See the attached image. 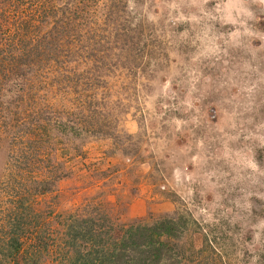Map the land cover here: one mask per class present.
Masks as SVG:
<instances>
[{
  "label": "rangeland",
  "instance_id": "1",
  "mask_svg": "<svg viewBox=\"0 0 264 264\" xmlns=\"http://www.w3.org/2000/svg\"><path fill=\"white\" fill-rule=\"evenodd\" d=\"M111 1L88 0L81 64H67L73 86L56 68L36 89L39 110L56 103L58 119L37 123L45 132L28 144L30 170L16 172L10 150L20 152L0 136V223L24 190L58 175L32 199L38 242L82 218L118 229L170 217L181 233L172 243L191 262L264 264V0H123L142 54L132 77L106 54ZM85 64L102 68L96 92L108 94L70 126L62 109L95 95L79 88ZM27 128L19 134L32 140ZM61 248L55 241L44 264H59Z\"/></svg>",
  "mask_w": 264,
  "mask_h": 264
},
{
  "label": "trees",
  "instance_id": "2",
  "mask_svg": "<svg viewBox=\"0 0 264 264\" xmlns=\"http://www.w3.org/2000/svg\"><path fill=\"white\" fill-rule=\"evenodd\" d=\"M93 1L96 4L101 0ZM122 1H111V7L104 4L106 12L101 23L104 30H108L105 40L111 39L106 54L114 55L123 65L127 63L126 74L132 77L142 54L140 41L133 35L136 23L125 11L126 4ZM88 3V0H0V136L6 134L8 145L15 146L20 152L17 154L11 149L9 157L18 163V174L30 170L37 159V153L31 152L28 144L39 143V138L44 135V127L37 124L43 120L42 115L46 114L47 122L58 119L56 103L51 105L44 101L46 107L39 110L36 99L40 97L36 89H43L45 79L52 71L56 73V68L57 73L63 74L64 87L71 85L70 82L73 86V77L68 79L67 76V64L74 57L78 58L77 65L81 64L79 58L84 53L74 48L80 41L81 29L87 25L86 10L93 6ZM93 45L98 49V43ZM85 50L89 56L94 53L87 45ZM93 62L99 60L96 58ZM84 67L88 75L85 85L79 87L81 94L91 89L95 95L85 97L84 104L75 102L62 109L70 126L77 125L82 116L86 118L98 110L108 94L97 95L96 92L94 74H101L102 68L99 71V66L88 64ZM103 69L106 72L108 67L105 65ZM24 113L30 121L26 120L27 116L23 119ZM28 126H31L32 140L19 134ZM52 178L55 180L41 181L42 185L39 183L34 187L36 189L24 190L21 193L24 195L0 223V264H44L49 255L48 248L55 241L62 245V251L66 250L58 259L59 264H201V260L191 262L189 257L177 251L172 241L181 233L170 223V217L154 224L133 223L118 229L107 217L82 218L72 221L65 234L45 236L38 242V222L33 220L32 199L50 189V185L57 184L61 176Z\"/></svg>",
  "mask_w": 264,
  "mask_h": 264
}]
</instances>
